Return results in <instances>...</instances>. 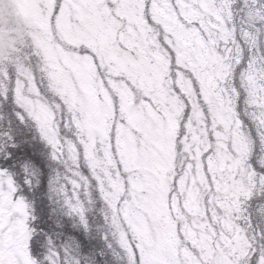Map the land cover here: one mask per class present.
Instances as JSON below:
<instances>
[{
  "label": "snow or ice",
  "instance_id": "1",
  "mask_svg": "<svg viewBox=\"0 0 264 264\" xmlns=\"http://www.w3.org/2000/svg\"><path fill=\"white\" fill-rule=\"evenodd\" d=\"M0 264H264V0H0Z\"/></svg>",
  "mask_w": 264,
  "mask_h": 264
}]
</instances>
